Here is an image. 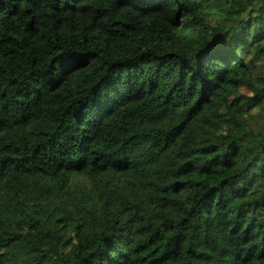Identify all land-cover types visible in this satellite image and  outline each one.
Segmentation results:
<instances>
[{
  "label": "trees",
  "instance_id": "trees-1",
  "mask_svg": "<svg viewBox=\"0 0 264 264\" xmlns=\"http://www.w3.org/2000/svg\"><path fill=\"white\" fill-rule=\"evenodd\" d=\"M264 0H0V264H264Z\"/></svg>",
  "mask_w": 264,
  "mask_h": 264
},
{
  "label": "rangeland",
  "instance_id": "rangeland-1",
  "mask_svg": "<svg viewBox=\"0 0 264 264\" xmlns=\"http://www.w3.org/2000/svg\"><path fill=\"white\" fill-rule=\"evenodd\" d=\"M263 112L264 113V110H261L259 113Z\"/></svg>",
  "mask_w": 264,
  "mask_h": 264
}]
</instances>
